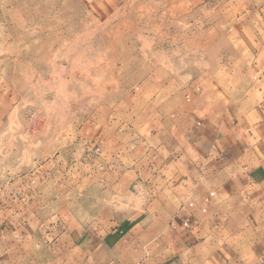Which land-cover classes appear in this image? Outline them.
Segmentation results:
<instances>
[{
    "label": "rangeland",
    "instance_id": "374dc122",
    "mask_svg": "<svg viewBox=\"0 0 264 264\" xmlns=\"http://www.w3.org/2000/svg\"><path fill=\"white\" fill-rule=\"evenodd\" d=\"M262 1L0 0V218L78 238L128 217L154 120L203 80L226 101L258 88L239 32ZM46 239L28 264H50Z\"/></svg>",
    "mask_w": 264,
    "mask_h": 264
},
{
    "label": "crops",
    "instance_id": "0c3cea01",
    "mask_svg": "<svg viewBox=\"0 0 264 264\" xmlns=\"http://www.w3.org/2000/svg\"><path fill=\"white\" fill-rule=\"evenodd\" d=\"M259 9L260 29L251 18L239 32L258 88L226 101L204 94L203 80L189 104L154 120L150 175L136 181L128 217L76 238L73 227L34 229L4 211L0 264L31 263L25 251L43 235L50 264H264V0Z\"/></svg>",
    "mask_w": 264,
    "mask_h": 264
},
{
    "label": "built area",
    "instance_id": "2783aa9c",
    "mask_svg": "<svg viewBox=\"0 0 264 264\" xmlns=\"http://www.w3.org/2000/svg\"><path fill=\"white\" fill-rule=\"evenodd\" d=\"M188 98H189V95H188ZM212 194H213V193H212ZM189 205H190L191 207H193V206H194V203H193V202H190ZM189 224H190V219L187 218V219L184 221V225L188 226Z\"/></svg>",
    "mask_w": 264,
    "mask_h": 264
}]
</instances>
